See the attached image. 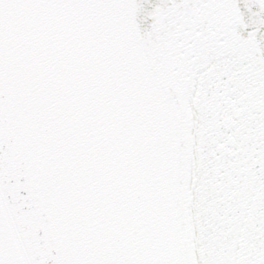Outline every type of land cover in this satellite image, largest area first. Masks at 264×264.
I'll return each mask as SVG.
<instances>
[{
  "label": "snow or ice",
  "instance_id": "6c2138e0",
  "mask_svg": "<svg viewBox=\"0 0 264 264\" xmlns=\"http://www.w3.org/2000/svg\"><path fill=\"white\" fill-rule=\"evenodd\" d=\"M0 264H264V0H0Z\"/></svg>",
  "mask_w": 264,
  "mask_h": 264
}]
</instances>
